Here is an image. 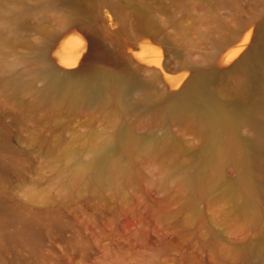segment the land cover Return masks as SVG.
Masks as SVG:
<instances>
[{
	"label": "rangeland",
	"instance_id": "obj_1",
	"mask_svg": "<svg viewBox=\"0 0 264 264\" xmlns=\"http://www.w3.org/2000/svg\"><path fill=\"white\" fill-rule=\"evenodd\" d=\"M0 264H264V0H0Z\"/></svg>",
	"mask_w": 264,
	"mask_h": 264
},
{
	"label": "bare ground",
	"instance_id": "obj_2",
	"mask_svg": "<svg viewBox=\"0 0 264 264\" xmlns=\"http://www.w3.org/2000/svg\"><path fill=\"white\" fill-rule=\"evenodd\" d=\"M106 152L107 146H102L94 155V161L96 162L94 164H96L97 167L101 168L103 166V159L105 157Z\"/></svg>",
	"mask_w": 264,
	"mask_h": 264
}]
</instances>
